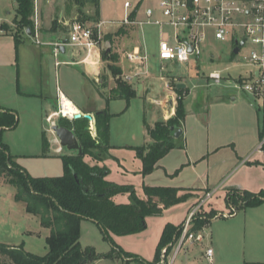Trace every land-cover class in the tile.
I'll return each mask as SVG.
<instances>
[{"label":"rangeland","instance_id":"374dc122","mask_svg":"<svg viewBox=\"0 0 264 264\" xmlns=\"http://www.w3.org/2000/svg\"><path fill=\"white\" fill-rule=\"evenodd\" d=\"M37 1L39 3V0ZM65 1L66 3H72L71 0H57L56 3ZM126 1L128 0H100V21L103 22L101 30L104 36L100 43L101 59L103 60V55L110 48L109 54L112 56L116 55L117 62L121 58L122 67L129 71L130 64L125 58V53L138 46L144 48L147 52L149 62L147 67L143 64L136 67V70L145 71L147 69V75H143L141 81L133 79L130 83L138 90L140 97L132 100L125 115L120 116L121 118L116 117L113 120L112 129L114 126L113 136L116 141L120 144L137 143L142 144V146H148L152 141L145 134L144 125L146 122L154 125L155 116L151 115V113L148 117L146 116L147 104L141 95L146 92L148 96L158 98L168 92V82L170 85L171 82L180 79L182 82H186L185 84L190 89V94L187 96L189 106L195 107L197 103L208 100L207 105L209 112L212 113L211 117L216 115L214 112L218 109V113L221 114L223 112L220 118L227 119L225 126L233 127L237 144L238 146L240 145L243 156L251 153L254 155L251 159L252 161L260 160L264 163V151L261 153L256 151L257 146L262 141L258 133L263 127L264 110L260 102L252 95L245 93L241 88L242 82L250 77L248 74L249 70L254 69L244 60V56L249 54L252 45L248 43L233 58L232 53L235 48L233 38H228L224 41L210 38L206 44L205 54L200 60L188 63L170 62L160 64L158 30L151 26L126 28L119 23L125 17L124 4ZM129 1L134 3L137 0ZM16 7L17 3L15 0H0V33L1 26L5 24L8 25L7 32L13 33L15 31L16 26L13 24V19ZM88 10L94 12L91 6ZM83 11V16L91 17L92 13H87L86 8ZM140 17H142V14ZM34 18L36 19V13ZM79 22L90 28H94L100 23L89 20ZM117 31L119 32L116 33ZM117 62L111 61L110 63L116 65ZM104 64L103 69L108 72V63L106 64L105 62ZM162 67H164L163 70L161 69ZM82 68L84 70V67ZM66 69H68L66 66H62L63 71L73 73L71 70ZM214 71L220 72L224 78L219 84L208 80L209 74ZM109 73L111 74L110 70ZM104 75L102 74L101 78L105 77ZM55 76L53 73V84L56 82ZM113 79L115 78L113 77ZM62 80L67 81V78L64 76ZM71 82L76 84L75 78L70 80L68 84L70 85ZM139 82L145 83L141 85ZM73 96L76 100L81 99V97H77L79 95ZM219 97L222 98L221 101L223 102H215ZM233 98H235V101H232ZM90 102L95 110L106 108L107 106L106 99L97 94L91 96ZM110 104V113L120 112L125 109V102L122 100L112 101ZM57 107L58 103L56 109ZM42 110V106L37 102L25 104L20 109L18 126L13 130L5 131L2 135V140L8 145L10 153L15 157L16 161L32 177H60L64 173L62 156L76 152L63 149V154L57 153L56 148L59 144L54 140L56 136L51 131V123L46 121L45 110ZM217 117L219 119L218 114ZM213 121H215L214 118L211 126ZM56 122L58 123L59 120L55 119L54 123ZM128 130L133 133L129 138L125 135ZM43 132L47 134L49 141L48 150L44 149ZM91 135L93 138H97L96 126H94ZM126 141L130 143H125ZM126 154L130 155L129 152H126ZM108 164L110 166L114 165L112 160ZM134 189L139 197L145 196L141 185H134ZM261 189H264V187L258 190ZM15 194V187L10 185L5 178H2L0 180V243L8 246L24 245L27 252L44 256L48 252L46 240L50 235V230L41 226L38 217L27 213L26 205L22 202H17ZM204 197L205 195H202L199 199L188 198L184 202L163 210L160 215L147 217V228L142 232L123 236L111 234L110 239L105 238L102 229L97 223L91 220H83L80 239L82 248H93L98 255L102 256L100 259L91 261L88 264H139L136 260H124L118 255L113 256V258L106 257L113 252L114 244L119 246L124 252L135 255L148 264H155L158 247L166 226L170 224L179 227L183 224L193 207ZM115 200L117 204L130 203V194H119ZM202 211H215L217 215L202 231L205 236L204 242L200 244H185L173 264H244V262H251L247 259V254L250 249H255L253 248L254 245H252L254 241L264 240V229L249 233L243 209L239 210L237 214L229 216L232 209L226 202V194L223 189H220L208 199ZM208 248L213 249V263L206 258V250ZM0 261L1 264H12L1 253Z\"/></svg>","mask_w":264,"mask_h":264},{"label":"crops","instance_id":"0c3cea01","mask_svg":"<svg viewBox=\"0 0 264 264\" xmlns=\"http://www.w3.org/2000/svg\"><path fill=\"white\" fill-rule=\"evenodd\" d=\"M56 1L39 0V3L36 1L38 40L41 44L36 43L35 35L27 34V36H23V41L16 47L13 35L4 31V27L1 26L0 109L15 112L19 120L20 109L28 102H37L41 105L47 119L56 110L59 93L65 94L67 100L70 99L75 108L83 114H98L107 108L109 110L110 103L116 101L107 102L108 92L116 87L115 79L109 73V69L108 72L103 69L105 62L108 63L107 68H109V65L112 64L110 60L100 58L97 64L87 65L84 61L86 51L70 46L62 47L61 54L58 57L54 56V44L67 41L71 25L77 20L80 12V7L73 0H71L72 3H66V1L56 3ZM89 7H85L87 13H92L91 10H88ZM100 23L103 22L100 21ZM121 63L120 58L116 65L122 69L123 75L128 74L129 72L122 67ZM62 66H66L68 68L66 70H71L73 73L63 71ZM251 71L252 69L249 70V75ZM53 73L56 75L54 84L52 83ZM102 74H105V77L101 78ZM64 76L67 81L62 80ZM73 78H75L76 84L71 82L69 85L68 83ZM138 80L141 81V78ZM142 83L145 82H139L143 85ZM167 86L168 92L158 98H152L146 92L141 95L147 104L146 116L148 117L150 113L155 116V124L159 121H166L176 114L178 95L170 87L169 82ZM133 88L136 91L134 99H138L140 94L135 87ZM186 88H188L187 85ZM94 94L106 99V108L94 109L90 102L91 96ZM189 94L190 89L188 88L187 96ZM73 95H79L77 97H81V99L76 100ZM187 96L183 99L185 119L181 128L182 135L179 138L174 137L175 148L160 159L155 170L147 176L141 174L143 163L137 157L136 151L131 149V147H142V144H120L113 136V120L125 115L130 107L126 108V101L122 100L125 102V109L110 113L113 115L112 122L110 121L112 158H108L103 163L110 171L107 179L119 185L133 187L141 185L142 189L144 186L182 189L190 193L189 198L196 199L208 192L214 194L220 189L225 190L226 196L232 190L248 191L254 194L264 191V189L258 190L264 187V163L260 160L252 161L254 155L251 153L243 156L240 145L237 144L233 127H226L227 119L220 118L223 112L220 114L217 109L214 112L216 115L211 117L212 113L209 112L207 105L208 100L197 103L194 107L189 106ZM171 97L174 98V107L172 114L169 115L167 102ZM221 100L222 98L219 97L215 102H223ZM232 101H235V98ZM213 118L215 121L211 126ZM146 125L150 127H154V125H150L148 122L144 125V132L149 137ZM94 126H96V117ZM132 134L129 130L125 132L127 138ZM258 134L260 138V130ZM54 140L57 142L56 137ZM125 143L130 142L126 141ZM259 147L260 145L256 148L258 153L264 151V147L262 151L259 150ZM58 148L59 146L56 150ZM126 152H129L130 155H127ZM110 160L114 165L108 164ZM141 198L147 199V196ZM115 199L116 196L114 197L116 202ZM263 207L264 203L257 207L243 209L249 233L264 229ZM237 213L238 211L235 212V214ZM252 245L255 249L249 250L247 259L251 262H263L264 240L254 241ZM257 250L262 251L258 252ZM211 262L213 263V258Z\"/></svg>","mask_w":264,"mask_h":264},{"label":"trees","instance_id":"16d2710c","mask_svg":"<svg viewBox=\"0 0 264 264\" xmlns=\"http://www.w3.org/2000/svg\"><path fill=\"white\" fill-rule=\"evenodd\" d=\"M17 9L13 24L16 29L11 33L16 47L23 41V36L35 35L36 13L35 0H15ZM80 7L78 22L87 20L100 22V0H73ZM91 6L94 9L90 16H83V9ZM91 18V19H90ZM76 20V21H77ZM7 31L8 25H3ZM108 38V37H107ZM232 57L235 54L232 53ZM104 60L117 62L116 55H103ZM109 70L115 78L116 87L108 92L107 102L125 100L126 108L136 97L133 86L121 78L122 69L110 64ZM105 79V78H104ZM182 80L170 83L177 93L176 114L166 121L157 122L154 127L146 125L147 133L152 144L142 147H131L142 161L141 174H151L160 159L175 148L174 133L182 128L185 119L183 99L187 96L188 88L177 89ZM113 117L108 108L96 115L97 138L85 129L89 121L85 118L74 120L61 119L60 123L74 131L83 155L78 152L62 156L64 173L60 177H32L10 153L8 145L2 140L7 130L15 129L19 124L18 115L10 110L0 111V180L5 178L15 187V199L26 205V211L38 217L43 228L50 230L47 238L48 252L39 256L27 252L24 245L8 246L0 243V253L7 257L12 264H88L102 256L93 248H82L81 223L91 220L97 223L105 238L111 234L119 236L136 234L146 230V219L149 216L162 214L163 210L186 201L190 193L172 187L144 186L147 199L138 196L130 185H119L107 179L109 168L103 163L112 158L110 145V121ZM260 138L264 139V123L260 130ZM44 149H49L47 134L43 132ZM130 194V203L117 204L114 197L119 194ZM227 204L232 209L230 214L247 207H257L264 203V191L254 194L248 191H229L226 196ZM215 211H201L194 219V230H201L215 218ZM179 227L167 225L164 229L161 243L158 247L155 264L160 261L161 250L172 243L179 234ZM113 252L106 256L113 258L118 255L124 260H136L139 264H148L135 255L124 252L119 246H113ZM1 262V261H0ZM1 264V263H0ZM244 264H264V262H245Z\"/></svg>","mask_w":264,"mask_h":264},{"label":"built area","instance_id":"2783aa9c","mask_svg":"<svg viewBox=\"0 0 264 264\" xmlns=\"http://www.w3.org/2000/svg\"><path fill=\"white\" fill-rule=\"evenodd\" d=\"M124 9L125 17L119 22L123 27L151 26L158 30L160 64L200 60L205 54L206 44L210 38L218 41L233 38L235 43L246 39V45L249 43L252 48L249 54L244 56V60L254 69L250 77L242 82L241 88L260 102L264 110V0H137L134 3L128 0L124 4ZM102 25L103 23H99L90 28L75 21L71 25L67 41L54 44V56L58 57L61 54L62 47L70 46L86 51L84 61L87 65L97 64L101 58L100 43L104 38ZM35 28L36 43L41 44L38 40L37 19ZM125 58L130 64V69L128 74H122L123 80L131 83L133 79L147 75V69L136 70L137 65L143 64L145 67L148 65L149 56L144 48L137 46L127 51ZM223 79L218 71L210 73L208 77V80L216 84ZM65 103L69 102H66L59 93L58 107L47 117L48 123L52 125L55 119L73 122L76 115L81 114L79 111L75 115H68L65 110L68 105ZM56 141L59 144L56 151L61 154L63 148L57 138ZM263 147L264 140L261 141L259 150L262 151ZM212 195L213 192L206 193L193 207L179 229L178 236L161 250L160 261L157 264H173L185 244L204 242L205 236L202 232L204 228L194 230V219ZM213 254V249L206 250V258L209 261H212Z\"/></svg>","mask_w":264,"mask_h":264},{"label":"water","instance_id":"95a60500","mask_svg":"<svg viewBox=\"0 0 264 264\" xmlns=\"http://www.w3.org/2000/svg\"><path fill=\"white\" fill-rule=\"evenodd\" d=\"M27 34L30 35V32H28ZM245 45H246V39L242 41H236L233 54L237 55ZM109 53H110V48L107 49L105 54L107 55ZM185 88H186L185 84H179L177 86V89H185ZM167 107H168L169 115H171L173 111V107H174L173 97H171L168 100ZM96 115L97 114H82L81 113V114L76 115L75 119L77 120L82 117L87 119L89 121V125L86 127L85 130L91 134L94 130ZM51 131L55 134L62 148L67 149L70 152H78L79 155H83L82 147L80 146V143L73 130H71L67 126L60 125L59 122L58 123L56 122L51 125ZM182 133H183V130L178 129L174 133V137L179 138L182 135Z\"/></svg>","mask_w":264,"mask_h":264},{"label":"bare ground","instance_id":"6f19581e","mask_svg":"<svg viewBox=\"0 0 264 264\" xmlns=\"http://www.w3.org/2000/svg\"><path fill=\"white\" fill-rule=\"evenodd\" d=\"M90 62V60H88V63ZM62 98L63 99H65L66 100V102H69V103H65L66 105H68V107L67 108H65V110H66V113L68 114V115H75L76 113H79V110H77L76 108H75V106L73 105V102L71 103L69 100H67L66 99V96H65V94H62Z\"/></svg>","mask_w":264,"mask_h":264},{"label":"flooded vegetation","instance_id":"af4514ba","mask_svg":"<svg viewBox=\"0 0 264 264\" xmlns=\"http://www.w3.org/2000/svg\"><path fill=\"white\" fill-rule=\"evenodd\" d=\"M60 120H61V119H60ZM60 120H59V124L61 125ZM63 149H64V148H63Z\"/></svg>","mask_w":264,"mask_h":264}]
</instances>
